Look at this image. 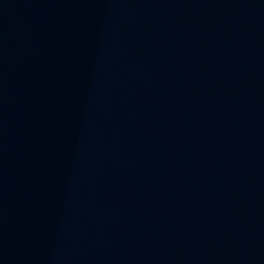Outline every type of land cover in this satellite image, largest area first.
<instances>
[{
    "label": "water",
    "instance_id": "water-1",
    "mask_svg": "<svg viewBox=\"0 0 264 264\" xmlns=\"http://www.w3.org/2000/svg\"><path fill=\"white\" fill-rule=\"evenodd\" d=\"M0 264H264V0H0Z\"/></svg>",
    "mask_w": 264,
    "mask_h": 264
}]
</instances>
